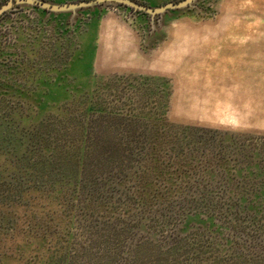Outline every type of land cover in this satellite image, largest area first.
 I'll use <instances>...</instances> for the list:
<instances>
[{
    "label": "rangeland",
    "instance_id": "374dc122",
    "mask_svg": "<svg viewBox=\"0 0 264 264\" xmlns=\"http://www.w3.org/2000/svg\"><path fill=\"white\" fill-rule=\"evenodd\" d=\"M192 34L248 44L255 63L164 76L115 65L123 44L147 58ZM105 54L109 72L97 67ZM198 74L213 81L200 103L235 109L217 120L229 128L175 119V76ZM224 165L259 168L243 175L248 200L264 183V0H198L154 19L110 3L18 5L0 18V264H264V192L233 210L225 184L237 176Z\"/></svg>",
    "mask_w": 264,
    "mask_h": 264
},
{
    "label": "crops",
    "instance_id": "0c3cea01",
    "mask_svg": "<svg viewBox=\"0 0 264 264\" xmlns=\"http://www.w3.org/2000/svg\"><path fill=\"white\" fill-rule=\"evenodd\" d=\"M203 36L204 34H192L184 38L183 36L176 35L172 40L179 43L166 44L168 48L164 49L163 53L147 58H143V55L136 51V49H133L130 45L131 42L130 44H123L122 53L120 52V55L117 56L119 62H116L117 64L114 62V64L117 65L119 71L138 72L142 74L151 73L155 76L169 75V72L176 71L173 67L177 65L180 68L185 66L186 70L188 69L187 66L195 67L199 73L205 68H216L219 66H232L235 72H240L254 65L255 62L250 56L254 53V49L246 48L248 44L242 50L240 48L241 44L239 43H233L231 45L228 43L221 44L224 40L218 38V36L209 35L208 37L210 38H203ZM176 48L179 50L177 54L175 53L173 55L169 53V51H173ZM111 57L108 60L107 54H105V57H101L97 61L99 71L109 72L113 70L111 67L114 64ZM199 76V74L196 76L197 80L187 75V80H177L178 76H175L176 85L172 97V113L175 119L184 123L209 128H227L228 126L218 124L217 120L220 121L226 117L231 120L234 116L235 109L230 108L231 105L229 106L227 104L225 111H221L218 102L216 104H210L207 102L209 101L207 99L203 103H200L201 101L197 99L204 97L207 90H212L213 81L206 79L201 81L198 79ZM241 84L244 85L243 82ZM233 89L236 90L237 85ZM208 96L205 97L208 98ZM234 105L235 103L232 104V106Z\"/></svg>",
    "mask_w": 264,
    "mask_h": 264
},
{
    "label": "water",
    "instance_id": "95a60500",
    "mask_svg": "<svg viewBox=\"0 0 264 264\" xmlns=\"http://www.w3.org/2000/svg\"><path fill=\"white\" fill-rule=\"evenodd\" d=\"M198 0H181L179 2H170L157 8H150L132 0H87L81 2H71L61 5L51 4L48 2H42L38 0H9L5 4L0 6V15L7 12L18 5H28L31 7H37L50 13L58 14L70 11H76L86 9L92 6L101 4H115L132 9L134 12H141L148 15L151 19L162 17L165 14H169L173 11H183L195 5ZM148 35V40H150Z\"/></svg>",
    "mask_w": 264,
    "mask_h": 264
},
{
    "label": "trees",
    "instance_id": "16d2710c",
    "mask_svg": "<svg viewBox=\"0 0 264 264\" xmlns=\"http://www.w3.org/2000/svg\"><path fill=\"white\" fill-rule=\"evenodd\" d=\"M138 17L141 18H146L148 17V15L141 13V12H136ZM228 134V133H226ZM231 146V145H230ZM223 171L225 173H227L229 171V168L224 165L223 167ZM256 171L257 174H261L259 168H257L255 165L254 167L247 165L244 168H239L233 171H229V172H234L237 176V181L234 183V181H230L229 179H227L226 184H225V188L227 189L226 193L228 194V197L226 198V200L231 203L234 200V204H233V210H235L236 208H242V209H253L255 207H257L258 205H261L259 203L262 202V199L260 197H258L257 193L258 192H264V183H261L260 185H252V190L253 192L250 194V199H246L245 195H244V190L247 187H250L251 185H248L245 182V179H243V175H247L249 172H253ZM260 176L259 179H262V175H258ZM210 189L212 188V184H210L208 186ZM209 188H207V190H202V199L203 201H205L206 203H213L212 201L214 200V195L212 194V192L210 190H208ZM229 196H234L233 199H229ZM235 197L237 199H235ZM231 207V206H230Z\"/></svg>",
    "mask_w": 264,
    "mask_h": 264
},
{
    "label": "flooded vegetation",
    "instance_id": "af4514ba",
    "mask_svg": "<svg viewBox=\"0 0 264 264\" xmlns=\"http://www.w3.org/2000/svg\"><path fill=\"white\" fill-rule=\"evenodd\" d=\"M9 0H0V6L5 4L6 2H8ZM32 8H37V7H32ZM13 9V8H12ZM132 10V9H131ZM6 12H4L2 15H0V18L5 14ZM136 13V12H135Z\"/></svg>",
    "mask_w": 264,
    "mask_h": 264
}]
</instances>
